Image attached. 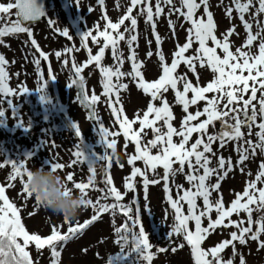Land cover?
<instances>
[{
	"label": "rangeland",
	"instance_id": "rangeland-1",
	"mask_svg": "<svg viewBox=\"0 0 264 264\" xmlns=\"http://www.w3.org/2000/svg\"><path fill=\"white\" fill-rule=\"evenodd\" d=\"M16 1L0 0V198L21 220L31 263L264 264V114L243 127L235 113L264 104V0H154L128 13L126 0H49L47 21L26 27L14 24ZM97 24L104 32H91ZM109 65L129 79L108 78ZM48 70L51 102L79 138L43 121ZM30 129L39 136L28 147Z\"/></svg>",
	"mask_w": 264,
	"mask_h": 264
},
{
	"label": "trees",
	"instance_id": "trees-1",
	"mask_svg": "<svg viewBox=\"0 0 264 264\" xmlns=\"http://www.w3.org/2000/svg\"><path fill=\"white\" fill-rule=\"evenodd\" d=\"M16 22H14L15 26H16V24L17 25L20 24L19 21H18V19H17ZM41 22H46V21H40V23ZM20 26H22V25L20 24ZM111 34L115 35V32H111L109 34V36ZM113 43L115 44L114 41H113ZM35 49H33L34 52L30 50V56H31V58L35 62H38L37 61V57H35V58L33 57V53H35V51H36ZM107 54H110V53H107ZM39 55L41 56V54H39ZM116 65H117V63H116ZM116 65H109L108 66V71H109L108 78H110V79H117V78H119L122 75L121 78L124 76V79L125 78L126 79H129L128 78V75H127L128 70L124 66H120L119 68L122 67V71L119 72V70L116 69L117 68ZM39 70H40L39 69V65H37L36 72H39ZM49 73L51 74L52 77H54V75L51 72H49ZM72 74H73L72 77H73V83H74V75L76 73L73 72ZM38 89L40 91L41 98L44 100L43 107L46 109V110H42L41 111L42 112V115H43V121L45 123H47V124H50L51 123V120L56 118V119H58L60 125L62 127H65L66 128V125L63 122L64 121L63 119L64 118H66L67 120H69V119L65 115V113L63 112L61 106L57 105L56 102H55V104H54V102H51V94H53V91L55 89H53V90L51 89L50 90V89L47 88V86H46V80L44 81L43 76H42V80H41V86ZM0 90L2 92V96L4 97L7 94V92L4 91L3 87H1V86H0ZM7 104L9 105V103H7ZM52 128L55 129V131L58 130L59 124L56 123V127H55V122H52ZM30 133H31V137H29L28 139H26V141H24V144L27 145L28 147H30L32 145V143H34L36 141V138H38V136H39V134L33 133L31 131V129H30ZM242 134H243V132H242ZM55 135L46 134V136H47L46 138L48 139V141L54 140L53 139V136H55ZM136 138H139V137L137 136ZM141 139H142V137L140 138V140ZM29 153H30V151H25V152H21L19 154H20V156L28 157V154ZM28 184L30 185V189L29 190H32V191L34 189H39L40 188L36 184V181H34L33 179H31L30 181H28ZM72 187L73 188H80V189H82L80 187V185H77V184H73ZM72 187H69V188L72 189ZM66 189L67 188H64L62 190V192L67 193V190ZM0 195L3 196L2 194H0ZM50 195H53V194H50ZM59 196L63 198L66 195L65 194H59ZM67 200H69L68 197H65L61 201V203L59 201L58 204H61L62 206L69 208V202ZM0 202H1L2 206L4 207L3 209H5V210H2L0 212V257H1L0 264H19V262H20V264H32L31 261H30V257H29L30 254H29L27 248H25V246L28 245V242H27L28 240L26 239V237L24 235L23 226H22L21 220L18 219V218H16L14 216V213H13L12 209L9 207V206H11V201L9 199L8 200H5L3 198H0ZM133 222L135 223V226H133V227H129L128 226V229L126 231V234L131 229L133 231L135 230V228H136V222H137L135 216H134ZM124 232L125 231H121V230L118 231V232H116V231L114 232L113 237H116L118 235V237H117L118 238V246H120L122 244L119 241H121L120 238L122 237V235L124 234ZM64 236H65L64 233H62V234L61 233H57L53 237H51L49 239V241H56L58 239L64 238ZM21 242H22L23 248L21 246ZM151 250H152V248H151ZM7 251L9 252L10 255L7 254ZM140 252L143 254V256L146 259L148 257H153V251H149V248L147 246H145V245L140 248ZM117 258L121 262H124L125 261V254H124V252L122 251L119 254H117ZM201 259H202L201 260L202 261V264H207L208 263V260L203 261V259H204L203 256H202ZM110 264H119V263L117 261H115L114 259H112V260H110Z\"/></svg>",
	"mask_w": 264,
	"mask_h": 264
},
{
	"label": "water",
	"instance_id": "water-1",
	"mask_svg": "<svg viewBox=\"0 0 264 264\" xmlns=\"http://www.w3.org/2000/svg\"><path fill=\"white\" fill-rule=\"evenodd\" d=\"M49 0H17L16 3V16L18 21L23 27L28 26L29 24L37 23L44 21L47 18V8ZM54 81L50 77L47 83L48 89H54ZM74 86L76 90V96L85 111L90 115L94 123L97 122L95 104L89 99L86 92L84 80L74 75ZM240 111V108L237 109V112ZM264 112V107H260L259 113ZM242 118L245 121L243 127H249L253 121H255V108H252L250 111L245 110L242 112ZM71 131L75 134V137L78 138L79 135L76 133L75 129L70 126ZM103 173H106V168L102 166ZM110 198L115 199L114 196L110 195ZM257 235V234H256Z\"/></svg>",
	"mask_w": 264,
	"mask_h": 264
},
{
	"label": "flooded vegetation",
	"instance_id": "flooded-vegetation-1",
	"mask_svg": "<svg viewBox=\"0 0 264 264\" xmlns=\"http://www.w3.org/2000/svg\"><path fill=\"white\" fill-rule=\"evenodd\" d=\"M63 1H67V0H63ZM154 0H141V1H139V0H126L125 1V3H124V5H126V7H125V11L127 10V13L128 12H132V11H130L131 9H128L129 8V6H131L132 8H133V6L135 5V3H138L140 6H142L143 8H145V7H151L152 6V2H153ZM92 5H94V6H98V7H103V0H95V1H93L92 0ZM123 6V5H122ZM110 7H111V4H110ZM124 7V6H123ZM106 9H110L109 7L108 8H106ZM112 9V8H111ZM88 10H92V7H89L88 6ZM113 10V9H112ZM117 10H119V9H117ZM134 10V9H133ZM155 12L157 13L158 12V8L155 10ZM72 16V15H71ZM188 16V18L192 21V22H195L196 21V19L194 20V16L193 15H187ZM76 24H77V26H76ZM100 25H96L95 26V28L93 29V31H91V32H95V33H102V32H104V31H101V28L99 27ZM206 27H208V25H206L205 26V28ZM74 28H79V29H81L82 28V24H81V22H79V20L75 17V19H74ZM110 32H112V30L110 31ZM110 32H107V33H110ZM61 37V36H60ZM62 38V37H61ZM63 39H65L68 43H69V41H70V39L69 38H63ZM71 45V44H70ZM188 147H189V150L190 151H197L198 153H200L201 152V145L198 143V144H194L193 142H190L189 144H188ZM185 156H188V154H186ZM184 156V157H185ZM183 158V157H182ZM188 161V160H187Z\"/></svg>",
	"mask_w": 264,
	"mask_h": 264
}]
</instances>
